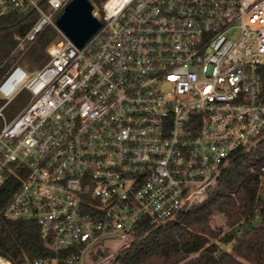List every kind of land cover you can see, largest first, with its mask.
I'll return each instance as SVG.
<instances>
[{
    "label": "built area",
    "instance_id": "2783aa9c",
    "mask_svg": "<svg viewBox=\"0 0 264 264\" xmlns=\"http://www.w3.org/2000/svg\"><path fill=\"white\" fill-rule=\"evenodd\" d=\"M71 1L0 0V19L37 15L0 78V221L36 223L52 253L24 264H84L142 221L176 222L264 133V0H106L82 48L56 25Z\"/></svg>",
    "mask_w": 264,
    "mask_h": 264
},
{
    "label": "trees",
    "instance_id": "16d2710c",
    "mask_svg": "<svg viewBox=\"0 0 264 264\" xmlns=\"http://www.w3.org/2000/svg\"><path fill=\"white\" fill-rule=\"evenodd\" d=\"M89 1L101 5L106 0ZM36 20L35 14L0 19V78L17 59L11 56L16 37ZM57 37L46 28L18 64L28 71L43 68L46 50ZM216 218L224 220L226 230L214 226ZM132 235L113 264H264V133L255 145L230 156L201 204L158 228L142 221ZM0 255L24 264L52 253L36 223L0 221Z\"/></svg>",
    "mask_w": 264,
    "mask_h": 264
},
{
    "label": "water",
    "instance_id": "95a60500",
    "mask_svg": "<svg viewBox=\"0 0 264 264\" xmlns=\"http://www.w3.org/2000/svg\"><path fill=\"white\" fill-rule=\"evenodd\" d=\"M93 10L89 0H72L56 22L61 32L78 48H82L101 27Z\"/></svg>",
    "mask_w": 264,
    "mask_h": 264
},
{
    "label": "rangeland",
    "instance_id": "374dc122",
    "mask_svg": "<svg viewBox=\"0 0 264 264\" xmlns=\"http://www.w3.org/2000/svg\"><path fill=\"white\" fill-rule=\"evenodd\" d=\"M23 94H26V96H23ZM27 95V92L21 93L14 101L10 103L9 107L6 108L5 114L9 119L16 116L27 105L29 102V95L28 97ZM254 142L256 141H253V143ZM215 183L216 181L214 180L213 184ZM214 226L226 230L225 223L222 218H216L214 220ZM130 240L118 238L106 239L102 244H99L86 253L84 264H113V260L117 252L124 246L128 245Z\"/></svg>",
    "mask_w": 264,
    "mask_h": 264
}]
</instances>
